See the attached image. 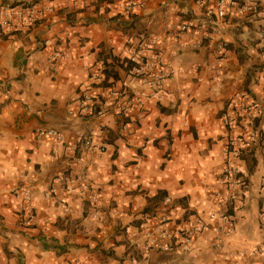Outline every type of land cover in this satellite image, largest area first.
<instances>
[{
    "label": "crops",
    "instance_id": "1",
    "mask_svg": "<svg viewBox=\"0 0 264 264\" xmlns=\"http://www.w3.org/2000/svg\"><path fill=\"white\" fill-rule=\"evenodd\" d=\"M3 1L55 9L0 36V264H264V0L227 22L217 0H138L131 16L128 0ZM152 39L144 57L156 65L141 78L124 60ZM243 90L261 103L262 133L230 157L250 126L228 128L223 113ZM85 93L104 116L81 111ZM227 163L241 186L222 181ZM27 187L29 227L18 214ZM163 216L172 230L208 227L188 251L147 252Z\"/></svg>",
    "mask_w": 264,
    "mask_h": 264
},
{
    "label": "built area",
    "instance_id": "2",
    "mask_svg": "<svg viewBox=\"0 0 264 264\" xmlns=\"http://www.w3.org/2000/svg\"><path fill=\"white\" fill-rule=\"evenodd\" d=\"M143 3L138 0H128L124 12L127 16L133 13ZM54 6L49 3L40 1L8 4L0 0V36H15L23 30H28L35 27L45 17L47 12L54 11ZM259 10V3L256 0H217L216 15L224 22L229 20L230 15H238L242 18L252 17ZM183 31L192 30L200 33L201 28L194 22H188L182 26ZM177 38V36L175 37ZM157 40L152 39L144 43L140 50H137L134 60L137 66L133 69L136 76L145 78L146 75L156 65L155 61H148L144 54L149 50H153ZM224 44H220V50H224ZM60 56L59 53L56 54ZM172 70H167L160 75L161 79L169 78L172 75ZM112 95L117 96L116 91H111ZM99 106V110L94 108ZM131 106L126 105L124 109L129 110ZM81 111L86 114H93L98 117L104 116L106 111L103 104H98L94 97L85 93L82 97ZM261 118V103L253 95L250 90H243L238 92L227 104V109L223 113V121L228 128H234L239 124H249L250 129L244 136H237L232 138L227 144L226 154L228 156H241L245 151L253 148V146L260 140L262 133ZM41 135H54L52 130H41ZM62 138V135L58 136ZM87 144L91 142L88 140ZM222 181L230 188H237L243 184L240 177V171L227 163L222 173ZM23 201L19 207V217L22 226H32L36 220V203L34 199V192L32 188L27 187L23 190ZM98 201L97 198L94 200ZM66 210H68L67 201L62 200ZM216 213L210 215L211 218L216 217ZM169 218L163 216L160 223L146 231L145 249L147 252L152 250L172 252L174 250L188 251L191 249L194 237L197 233L205 230L208 227V222L204 218H200L196 223L184 229L172 230L167 227ZM232 231V230H231ZM217 246H221L218 243Z\"/></svg>",
    "mask_w": 264,
    "mask_h": 264
},
{
    "label": "trees",
    "instance_id": "3",
    "mask_svg": "<svg viewBox=\"0 0 264 264\" xmlns=\"http://www.w3.org/2000/svg\"><path fill=\"white\" fill-rule=\"evenodd\" d=\"M114 58H115V59H118V58L115 57V56H114ZM124 64H127L126 67H127V70H128L129 72L132 71V69H134V68L137 66V62H135L133 58L125 59V60H124ZM107 69H108V67H107ZM107 69H105V71H107ZM103 85H105V86H109V85H111V83H103ZM94 108L96 109L95 111L99 110V106H97V107L94 106ZM149 213H150V211H148V210H146V211L144 212L145 215H148ZM150 214H151V213H150ZM150 214H149V215H150ZM150 216H151V215H150ZM150 216L145 217V218L143 219L142 223L146 222L147 219L150 218ZM142 223H141V224H142Z\"/></svg>",
    "mask_w": 264,
    "mask_h": 264
}]
</instances>
